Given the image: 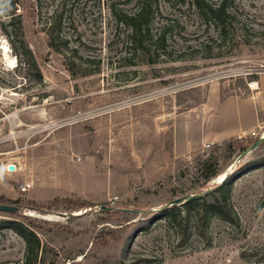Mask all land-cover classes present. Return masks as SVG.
Masks as SVG:
<instances>
[{"label":"rangeland","instance_id":"obj_1","mask_svg":"<svg viewBox=\"0 0 264 264\" xmlns=\"http://www.w3.org/2000/svg\"><path fill=\"white\" fill-rule=\"evenodd\" d=\"M152 1L150 36L165 27L164 48L143 54L111 11L135 0H0V197L23 208L15 216L35 223L55 264H264V124L202 136L204 101L247 92L264 72V0H226L224 33L194 0ZM55 15L56 50L46 32ZM9 23L41 80L20 66ZM207 157L218 169L208 185L232 181L236 220L211 215L203 234L191 223L178 241L150 212L205 191ZM25 250L0 227V264H23Z\"/></svg>","mask_w":264,"mask_h":264},{"label":"trees","instance_id":"obj_2","mask_svg":"<svg viewBox=\"0 0 264 264\" xmlns=\"http://www.w3.org/2000/svg\"><path fill=\"white\" fill-rule=\"evenodd\" d=\"M13 2V1H12ZM136 7L133 11H125L121 8H113L112 14L117 24L126 26L128 30V43L134 52L145 54L151 46H156L163 50L165 27H162L155 38L152 39L149 31V22L153 13L152 0H135ZM193 3L199 11L206 15L208 19L217 24L220 33H224L230 11L226 0H219L215 3L203 2L194 0ZM58 10V8L56 9ZM61 20L56 15L52 18L46 32L51 38L50 46L57 49L53 45L54 31H59ZM7 36L12 41V49L18 57L20 66L27 70H34L41 80V75L35 59L25 42L24 38L13 39L15 28L12 23H9ZM257 77V76H255ZM223 96L221 95L220 98ZM259 138H256L257 140ZM241 150H245L246 146L240 145ZM199 175L202 178L199 184L200 188H206L205 191L198 190L191 194H183L179 197H184L183 202L179 204L163 205L162 207L151 211L150 213L155 219L163 218L174 231L178 241H184L188 238L189 227L192 223L198 230L199 234H203L206 228L208 219L211 215H217L219 218L233 223L236 220V215L230 204V192L232 189V181L229 176H225L222 181L208 185L207 183L218 174L216 158L207 157L200 162ZM179 195V194H176ZM6 199L0 197V203H4ZM12 205V204H10ZM18 211H0L4 212L8 218L0 219V227H7L19 234L25 242V260L23 264H55L56 255L44 243L41 242L36 231L33 229L35 223L26 216L24 219L17 218L15 215L23 213V208ZM70 214V213H68ZM51 250V257H47V251Z\"/></svg>","mask_w":264,"mask_h":264},{"label":"crops","instance_id":"obj_3","mask_svg":"<svg viewBox=\"0 0 264 264\" xmlns=\"http://www.w3.org/2000/svg\"><path fill=\"white\" fill-rule=\"evenodd\" d=\"M257 89L231 93L220 98L212 93L203 103L207 113L203 124L207 129L202 136L215 140L245 135L264 124V72L256 77ZM213 117V121L210 118ZM207 120V121H206Z\"/></svg>","mask_w":264,"mask_h":264},{"label":"water","instance_id":"obj_4","mask_svg":"<svg viewBox=\"0 0 264 264\" xmlns=\"http://www.w3.org/2000/svg\"><path fill=\"white\" fill-rule=\"evenodd\" d=\"M260 138L255 140L249 147H248V150H251L253 149L254 147H256L258 145V143L260 142ZM7 168L12 170L14 169V164L12 163H9L7 165ZM224 178V177H223ZM223 178H221V181L223 180ZM190 196H194L193 194H191ZM184 200V197H179V198H175V199H172L169 203L170 204H179L181 202H183ZM169 204V205H170ZM102 208H108L104 205H101ZM20 209V207H16L14 205H10V204H5V203H0V211H4V212H7V211H18ZM124 210H127V211H131L133 209H124ZM61 214H65V213H61Z\"/></svg>","mask_w":264,"mask_h":264},{"label":"built area","instance_id":"obj_5","mask_svg":"<svg viewBox=\"0 0 264 264\" xmlns=\"http://www.w3.org/2000/svg\"><path fill=\"white\" fill-rule=\"evenodd\" d=\"M254 83H255V85H253ZM248 87H249L250 89H254V90L257 89V88H258V83H257V81H256V80H251V81H249V82H248ZM238 136H241V135H238ZM29 186H30V183H28V182L22 184V185L20 186V191H22V192L26 191V190L29 188Z\"/></svg>","mask_w":264,"mask_h":264},{"label":"bare ground","instance_id":"obj_6","mask_svg":"<svg viewBox=\"0 0 264 264\" xmlns=\"http://www.w3.org/2000/svg\"><path fill=\"white\" fill-rule=\"evenodd\" d=\"M9 62H10V61H9ZM253 85H255V83H254Z\"/></svg>","mask_w":264,"mask_h":264}]
</instances>
